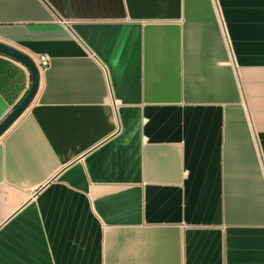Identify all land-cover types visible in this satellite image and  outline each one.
Instances as JSON below:
<instances>
[{
	"label": "crops",
	"instance_id": "1",
	"mask_svg": "<svg viewBox=\"0 0 264 264\" xmlns=\"http://www.w3.org/2000/svg\"><path fill=\"white\" fill-rule=\"evenodd\" d=\"M45 55L0 140V264H264V0H0ZM29 71L0 55V124Z\"/></svg>",
	"mask_w": 264,
	"mask_h": 264
},
{
	"label": "water",
	"instance_id": "2",
	"mask_svg": "<svg viewBox=\"0 0 264 264\" xmlns=\"http://www.w3.org/2000/svg\"><path fill=\"white\" fill-rule=\"evenodd\" d=\"M0 55L24 66L29 71L31 77V85L27 95L0 124L1 140L34 102L40 87L41 73L31 56L10 45L0 42Z\"/></svg>",
	"mask_w": 264,
	"mask_h": 264
},
{
	"label": "built area",
	"instance_id": "3",
	"mask_svg": "<svg viewBox=\"0 0 264 264\" xmlns=\"http://www.w3.org/2000/svg\"><path fill=\"white\" fill-rule=\"evenodd\" d=\"M34 60L40 71H43L49 67L50 61L45 55H41Z\"/></svg>",
	"mask_w": 264,
	"mask_h": 264
}]
</instances>
